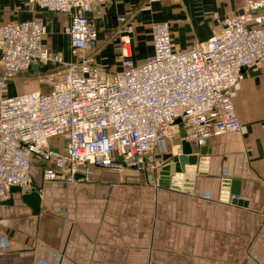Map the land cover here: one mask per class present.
Masks as SVG:
<instances>
[{"label": "crops", "instance_id": "0c3cea01", "mask_svg": "<svg viewBox=\"0 0 264 264\" xmlns=\"http://www.w3.org/2000/svg\"><path fill=\"white\" fill-rule=\"evenodd\" d=\"M244 1L105 0L90 14L97 50L78 57L89 55L104 70L118 71L116 28L123 15L134 24L130 48L136 63L153 54L155 22H168L174 47L188 49L217 34L222 20L239 14ZM28 20L45 24L49 52L63 63L73 60L66 15L25 0H0V25ZM43 67L7 82L5 94L47 92L35 75L56 68ZM244 73L231 93L241 130L206 142L205 171L195 174L190 191L159 186L152 173L133 168L121 174L96 169L80 183H43L33 167L37 206L18 190L0 205V264H264V69ZM21 85L29 89L18 93ZM225 181L239 183L238 196L222 197Z\"/></svg>", "mask_w": 264, "mask_h": 264}, {"label": "built area", "instance_id": "2783aa9c", "mask_svg": "<svg viewBox=\"0 0 264 264\" xmlns=\"http://www.w3.org/2000/svg\"><path fill=\"white\" fill-rule=\"evenodd\" d=\"M25 1L67 16L73 60L63 63L44 47L41 21L0 25V203L13 189L33 191V167L43 183L85 182L96 169L157 173L158 157L180 155L176 140L198 148L241 130L231 93L245 70L264 69V0H245L217 34L185 50L174 47L168 22L153 23V54L142 63L131 55L134 24L120 16L118 71L78 57L97 50L90 14L105 0ZM33 64L56 68L35 75L49 90L7 96V82Z\"/></svg>", "mask_w": 264, "mask_h": 264}, {"label": "water", "instance_id": "95a60500", "mask_svg": "<svg viewBox=\"0 0 264 264\" xmlns=\"http://www.w3.org/2000/svg\"><path fill=\"white\" fill-rule=\"evenodd\" d=\"M32 70H39L36 64L31 67ZM41 71H45V68H41ZM184 136V133L181 134ZM209 151L206 145L198 147L197 151H193V147L188 142H181V153L178 156H172L167 154L157 159L163 162V165L159 168L157 173L151 174V179L155 180L159 186L170 187L172 189L184 191H190L191 183L195 177V174H203L206 167ZM222 197L225 198L227 194L238 196L239 195V183L237 181H225L222 185ZM18 190V189H13ZM12 190V191H13ZM19 191V190H18ZM23 199L30 202L31 205L37 206L38 195L32 191L24 194ZM7 201L1 202L0 205L6 204Z\"/></svg>", "mask_w": 264, "mask_h": 264}, {"label": "rangeland", "instance_id": "374dc122", "mask_svg": "<svg viewBox=\"0 0 264 264\" xmlns=\"http://www.w3.org/2000/svg\"><path fill=\"white\" fill-rule=\"evenodd\" d=\"M63 67L62 66H60L59 67V69H62ZM19 75H21V74H19ZM18 76V75H17ZM17 76H15L12 80H11V82H9L10 84L13 82V80L17 77ZM29 88H28V86H26V85H21V86H19L18 87V89H17V91H18V93H23V92H25L26 90H28ZM8 92V91H7Z\"/></svg>", "mask_w": 264, "mask_h": 264}]
</instances>
